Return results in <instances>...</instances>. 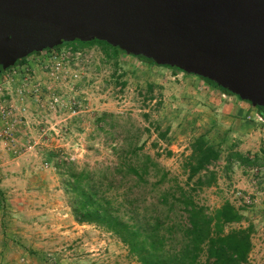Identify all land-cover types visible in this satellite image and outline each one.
I'll use <instances>...</instances> for the list:
<instances>
[{"label":"rangeland","instance_id":"rangeland-1","mask_svg":"<svg viewBox=\"0 0 264 264\" xmlns=\"http://www.w3.org/2000/svg\"><path fill=\"white\" fill-rule=\"evenodd\" d=\"M148 63L154 65L104 43L73 41L1 73L12 91L14 119L11 137L0 144V264L136 263L117 236L76 222L55 161L94 166L112 159L111 145L139 138L185 181L184 157L209 120L194 109L201 78L181 79L178 70L156 65L163 70L154 71ZM103 112L120 127L109 132ZM135 128L150 131L135 137ZM156 128L168 130L167 138ZM252 145L256 151L258 143ZM216 147L217 182L199 192L200 202L234 203L247 219L243 225L255 226L249 264H264V170L258 168L264 163L229 162L230 142Z\"/></svg>","mask_w":264,"mask_h":264},{"label":"water","instance_id":"water-1","mask_svg":"<svg viewBox=\"0 0 264 264\" xmlns=\"http://www.w3.org/2000/svg\"><path fill=\"white\" fill-rule=\"evenodd\" d=\"M93 40L264 107V0H0V74L32 54Z\"/></svg>","mask_w":264,"mask_h":264},{"label":"trees","instance_id":"trees-1","mask_svg":"<svg viewBox=\"0 0 264 264\" xmlns=\"http://www.w3.org/2000/svg\"><path fill=\"white\" fill-rule=\"evenodd\" d=\"M79 42L104 43L115 52H125L106 41ZM136 57L158 65L144 56ZM257 109L264 118V107ZM109 116L111 120L114 117L103 112L101 119L112 132L120 126L114 121L107 123ZM135 129V137L150 131ZM156 130L160 138H167L168 130ZM139 140L126 139L123 144L111 145L112 159L94 166H81L72 159L55 161L76 222L96 225L117 236L136 258L135 264H249L255 226L243 225L247 219L231 201L212 208L199 199L203 188L217 182L213 166L221 153L216 145L204 135L192 142L191 152L183 161L186 179L181 181L161 163L159 151L155 156L149 154L145 141ZM172 154V150H166V155ZM249 159L239 152L229 154V162L246 164L251 163Z\"/></svg>","mask_w":264,"mask_h":264},{"label":"crops","instance_id":"crops-1","mask_svg":"<svg viewBox=\"0 0 264 264\" xmlns=\"http://www.w3.org/2000/svg\"><path fill=\"white\" fill-rule=\"evenodd\" d=\"M148 68L154 71L163 70L156 64L152 65L149 63ZM168 69L173 72L174 70L182 72L179 74L181 79L191 80V78H197V75L186 73L180 69ZM198 77L201 78L200 76ZM199 84H201V87L195 90V96L198 101L195 102L194 109L198 110L201 113L200 115L206 114L209 116L208 123L201 124L207 126H204V129H202L204 131L199 136H206L215 145L220 142H226L227 144L230 142L231 147L227 154L239 152L243 156L249 157L251 163L262 164L261 161L264 163V118L257 107L248 101L242 100L235 94L226 93L210 85L202 78ZM218 135L222 137L216 140ZM255 143H258L256 151L252 145ZM252 153L256 154L255 157L250 155ZM227 160L229 161V155ZM258 168L264 170L263 165ZM228 178L231 182H234L233 175H229Z\"/></svg>","mask_w":264,"mask_h":264},{"label":"built area","instance_id":"built-area-1","mask_svg":"<svg viewBox=\"0 0 264 264\" xmlns=\"http://www.w3.org/2000/svg\"><path fill=\"white\" fill-rule=\"evenodd\" d=\"M57 49L58 48L47 49L45 51L38 52V54L44 53L46 51H54ZM7 81H8L7 76L2 77V74H0V144L2 141L4 140L7 141L11 137L12 119H14L13 118L12 91H10L9 87L7 86V83H8Z\"/></svg>","mask_w":264,"mask_h":264}]
</instances>
